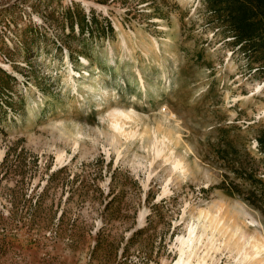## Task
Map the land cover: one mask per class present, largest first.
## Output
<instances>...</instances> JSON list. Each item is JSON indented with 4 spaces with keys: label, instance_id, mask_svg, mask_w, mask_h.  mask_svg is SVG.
I'll return each mask as SVG.
<instances>
[{
    "label": "rangeland",
    "instance_id": "rangeland-1",
    "mask_svg": "<svg viewBox=\"0 0 264 264\" xmlns=\"http://www.w3.org/2000/svg\"><path fill=\"white\" fill-rule=\"evenodd\" d=\"M212 4L0 0V264H171L202 208L224 223L190 264H247L239 235L264 238V0ZM249 16L262 35L243 48L231 26Z\"/></svg>",
    "mask_w": 264,
    "mask_h": 264
},
{
    "label": "bare ground",
    "instance_id": "bare-ground-1",
    "mask_svg": "<svg viewBox=\"0 0 264 264\" xmlns=\"http://www.w3.org/2000/svg\"><path fill=\"white\" fill-rule=\"evenodd\" d=\"M83 61H84L83 63L85 65H87L89 63V60L87 58H83ZM68 76L73 78L71 75V69L69 70L67 77ZM75 82H76V80H74V83ZM96 82H97V80H96ZM85 86H89L90 88H95L96 85L93 86L90 84H87V85L85 84ZM89 87H87V88H89ZM94 90H98V89H94ZM131 111H133V110H131ZM171 115L175 116V114H171ZM110 116H111L110 118H111V121H112L115 129L117 128L119 130H123V125H122L123 117H131V114H128L125 111H119L118 110V111H115L113 113H110ZM165 134H166V132H165ZM164 138H165V136H164ZM159 141H160L159 139H156V143H154V146L156 147L158 153L163 151V148H162L163 145H162V147H160L159 145H161L162 143L159 144L160 143ZM162 141H163V143H165V140H162ZM216 210H218L219 212L221 211V209H217V208H216ZM203 215L206 216V218H208V221L203 223L201 233H198V228H200L199 225H200L201 221L197 222V223L195 221H193L188 227L187 235H179L178 236L177 240L180 243V255L171 264H190V263H192L193 262V260L191 259L192 256L194 254H197L196 246H195L196 243L197 242L201 243L204 240L205 235L207 237L209 236V239L211 242H214L215 233L220 232L222 230V228L219 227L218 225L224 223V221H221V219L218 220V218H219L218 214H215L212 210H210L208 208H202L200 211L199 219ZM228 227H230V226H228ZM231 227H233V226L231 225ZM209 229L212 230V235H209ZM235 232L237 234L238 228L236 230H234V233ZM243 233L244 232H242L239 235V238H240V240H242V242H240L239 245H237V247H235L237 249V255H238L237 261H240V263H247V264H264L263 256L260 257V260L256 259V260L252 261V259L254 257L261 255L264 252V238H262L261 236H256V235L249 238L245 235V233L244 234ZM229 241H230V239L225 238L223 240L222 244L228 245L230 243ZM219 246H222V245L220 244ZM201 260H203V257L198 256L196 262L193 264H201Z\"/></svg>",
    "mask_w": 264,
    "mask_h": 264
},
{
    "label": "trees",
    "instance_id": "trees-1",
    "mask_svg": "<svg viewBox=\"0 0 264 264\" xmlns=\"http://www.w3.org/2000/svg\"><path fill=\"white\" fill-rule=\"evenodd\" d=\"M208 2L216 5L218 2H222L223 0H207ZM263 23L261 19L253 20L252 16L242 18L239 21L232 22L231 29L234 31L235 39H238L241 42L240 47L245 48V46L249 45L247 43H254V39L258 36L262 35V32L259 30V26Z\"/></svg>",
    "mask_w": 264,
    "mask_h": 264
}]
</instances>
